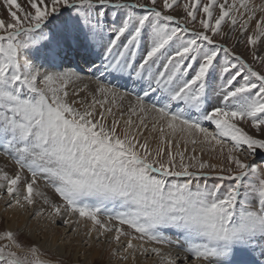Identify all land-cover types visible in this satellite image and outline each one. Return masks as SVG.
<instances>
[{
    "label": "snow or ice",
    "instance_id": "snow-or-ice-1",
    "mask_svg": "<svg viewBox=\"0 0 264 264\" xmlns=\"http://www.w3.org/2000/svg\"><path fill=\"white\" fill-rule=\"evenodd\" d=\"M25 3L0 18V200L133 264L264 256V0ZM65 43L95 57L79 99L84 69L29 57ZM0 264L63 261L4 229Z\"/></svg>",
    "mask_w": 264,
    "mask_h": 264
},
{
    "label": "bare ground",
    "instance_id": "bare-ground-1",
    "mask_svg": "<svg viewBox=\"0 0 264 264\" xmlns=\"http://www.w3.org/2000/svg\"><path fill=\"white\" fill-rule=\"evenodd\" d=\"M53 28H55L54 25H51L48 29H50V31H54L55 29L53 30ZM47 47L48 46H45V49H38L35 51H30L29 57L34 62H36V64L38 63L39 66L44 67V65H47V66L51 67V69L53 71H64V70H67L69 68L75 69L77 71L80 70L78 68H74L73 66H71L69 64L65 65V62L62 64V67H64V69H61V70L58 67H56L57 68L56 69L55 65L56 64L59 65V62L61 61L60 60L61 57H60L59 53H62L64 55H69V54L72 55L74 52H79L80 54H82L81 50L85 49V48H83V47L78 48L77 47V50H75L74 46H69V43H65L63 46L56 48L53 51H47L46 50ZM36 53H38V55ZM53 53H54V55H53ZM35 56H38V59H37V57L35 59L34 58ZM50 58H52V61ZM66 58H67V56H66ZM72 61H73V59H72ZM81 61H83V58ZM73 65H74V63H73ZM82 65L84 66V62L82 63ZM80 68H81V66H80ZM45 69L49 70L48 68H46V66H45ZM81 70H83V68H81ZM84 70L85 71L83 73H81V75L83 76V80L74 82L68 86V90L70 93L73 92V90H75L76 92L79 93V96L75 97L77 99L84 97L86 95V92L80 91V89L87 86V89L91 90L92 88L95 87L94 81L89 79L88 71H86L85 66H84ZM49 71H51V70H49ZM125 103H127V101H125ZM210 130H212V129H210ZM2 163L3 162L0 161V164H2ZM0 217H2V219L4 217L8 220L7 226L9 229H11L13 231H16L17 229H19V230H21L22 233H25L28 236H30L31 238H34L36 240H39L38 236L43 232V234H44V236H46V238L44 241L40 240V243L43 244V247L45 249H48V250L52 251L55 255H57V257H62L64 255H67L70 252H73L72 254L76 258L78 253L83 252L86 255L87 263L90 264V263H93V260L95 259V257L97 255H100L101 251H100L98 246L104 247L105 249H107L109 247L111 249L110 250L111 252H112V248L115 247V245L109 246L108 242L103 241V240L89 242L83 236L82 233L80 235H77V234L72 233L70 230H66V231H67L68 235H72V238L66 239V238L59 237L58 236L59 230H58L57 226L55 229V226L49 225L43 219H34L31 216L30 211L29 212H23V211H20L17 209L4 208V206L1 205V202H0ZM72 243H74V244H72ZM87 243L90 245L89 249H85V244H87ZM100 244H102V245H100ZM174 251L177 253H180L181 255L183 254L181 248H175ZM256 252H259V250H257ZM256 252H255V256L258 259V254ZM112 257H116V256L113 255ZM261 257H262V259H258V260L260 262H264V256L261 255ZM155 259L156 258L152 257V256H149L147 258L142 257V256H138L137 260L135 261V264H154ZM245 259L247 260L248 264H253V262H254L251 260V256H248ZM118 260H120V259H118ZM124 264H133V262L128 261V262H124Z\"/></svg>",
    "mask_w": 264,
    "mask_h": 264
},
{
    "label": "rangeland",
    "instance_id": "rangeland-1",
    "mask_svg": "<svg viewBox=\"0 0 264 264\" xmlns=\"http://www.w3.org/2000/svg\"><path fill=\"white\" fill-rule=\"evenodd\" d=\"M18 2L22 5V6H24V7H27V5H26V3H25V0H18ZM110 16H111V14H110ZM0 18H2V19H5V21L6 22H8L9 20H10V17H9V15H8V13H7V11L5 10V5L3 4V0H0ZM68 18H69V12L67 11V10H64V12L61 14V15H59V16H57V17H53L49 22H48V25H47V27L49 28L51 25H54V27L55 28H53V30L55 29V30H57V29H60V28H62L64 25H65V22L66 21H68ZM109 19H110V17H109ZM63 20V21H62ZM49 31H50V29H48ZM69 46H74V48H75V50H77V46L75 45V44H73V43H69ZM79 48V47H78ZM238 51H240V52H244L245 51V49H244V46L243 45H241L240 47H239V49H238ZM37 55H38V53H36ZM59 54H61V53H59ZM42 55V54H41ZM53 55H54V53H53ZM67 56V58L68 57H70V54L69 55H66ZM36 57H37V59H38V56H35L34 58L36 59ZM66 58V57H65ZM246 58H248V59H250V57H247L246 56ZM51 59V61H52V58H50ZM60 62H59V64H63L64 63V60L62 61V58H60ZM82 60V59H81ZM40 61V60H39ZM38 62V61H37ZM71 62H73L72 61V59H71ZM83 62H85V60L83 59V61H81V68H83L84 69V66L82 65V63ZM36 63V62H35ZM38 64V63H37ZM68 65V64H67ZM71 66H74L73 65V63H71L70 64ZM45 66H46V68H48L49 70H51V71H53L52 69H51V67H49V66H47V65H44V67L43 68H45ZM59 65L58 64H56L55 65V68L56 67H58ZM83 66V67H82ZM57 69V68H56ZM61 69H64V67H61L60 68V70ZM43 70V69H42ZM81 70V69H80ZM189 148H191V145H189ZM212 154H206V155H204L203 156V159H205V160H209L210 159V157L209 156H211ZM206 156V157H205ZM208 158V159H207ZM211 162H216L215 161V159H212L211 160ZM209 183H211V181H209ZM0 202H1V205H3L4 206V208H9V207H7L6 206V202H5V200H0ZM1 219H0V231H2V230H4V229H9L8 228V226H7V223H8V220L6 219V218H4L3 217V219H2V217H0ZM57 227H58V236L59 237H62V238H66V239H70V238H72V235H68L67 234V231H66V229L62 226V225H57ZM55 229H56V226H55ZM15 233H17L19 236H20V238L21 239H33V240H36V239H34V238H31L30 236H28L27 234H25V233H22L21 232V230H19V229H17L16 231H14ZM70 234V233H69ZM67 235V236H66ZM39 237V241L41 240H45V238H46V236H44V234H43V232L38 236ZM72 244H74V243H72ZM100 245H102V244H100ZM89 244L87 243V244H85V249H89ZM99 247V249H100V255H97L96 257H95V259L93 260V263H90V264H124V261H121V260H118V258L117 257H112L113 255H112V252L110 251L111 249L108 247L107 249H105L104 247H100V246H98ZM43 250H46L47 251V253H48V255L50 256V257H53V258H56V259H58V260H62L63 261V264H89V263H87V260H86V255L83 253V252H80V253H78L77 254V257L75 258L74 257V255L72 254L73 252H70V253H68L67 255H64V256H62V257H57V255H55L52 251H50V250H48V249H45L44 247H43Z\"/></svg>",
    "mask_w": 264,
    "mask_h": 264
}]
</instances>
